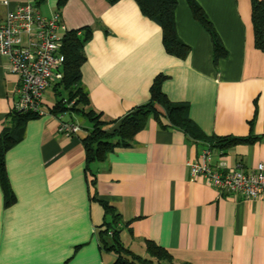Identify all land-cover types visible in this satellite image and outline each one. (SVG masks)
Returning a JSON list of instances; mask_svg holds the SVG:
<instances>
[{
	"label": "crops",
	"instance_id": "obj_1",
	"mask_svg": "<svg viewBox=\"0 0 264 264\" xmlns=\"http://www.w3.org/2000/svg\"><path fill=\"white\" fill-rule=\"evenodd\" d=\"M196 1L228 53L216 65L210 37L186 0H176L174 10L176 34L189 47L183 59L164 51L160 27L134 0H66L61 6L58 0H0V22L8 10L31 3L43 16L59 13L68 30L90 27L81 83L105 130L147 102L161 74L162 92L188 104L205 140L257 138L212 149V163L254 170L264 166V50L254 44L251 1ZM15 88L0 54V133L10 123ZM54 100L49 89L44 107ZM59 119L81 130L67 138L57 132ZM90 128L73 112L24 123L21 139L5 155L13 199L6 204L0 186V264H111L116 254L104 248L111 232L104 233L102 203L119 214V240L137 255H146L144 242L151 240L169 252V264H264V199L224 194L200 176L189 180L186 164L207 142L151 114L131 145L113 148L87 170L81 140Z\"/></svg>",
	"mask_w": 264,
	"mask_h": 264
},
{
	"label": "trees",
	"instance_id": "obj_2",
	"mask_svg": "<svg viewBox=\"0 0 264 264\" xmlns=\"http://www.w3.org/2000/svg\"><path fill=\"white\" fill-rule=\"evenodd\" d=\"M66 0H58V6ZM113 3L117 0H107ZM251 1V22L256 48L264 50V0ZM140 12L156 23L161 29V41L164 51L177 58H185L189 47L176 34L174 25V10L176 0H134ZM193 19L207 32L212 43V61L214 65L219 59L227 56V50L222 45L214 26L206 16L196 0H186ZM92 30L88 26L67 30L62 37L59 52L63 61L61 78L55 81L50 90L54 95V102L48 107L50 114L58 116L66 112L85 117L91 128L82 138L86 169L92 161H101L115 147L131 145L134 135L146 124L149 115L162 117L168 126L176 127L186 132L193 139H203L211 149L226 148L234 143H251L256 137H215L205 140L199 129L190 120L188 104L185 102H171L161 90L163 75L158 74L152 80L147 102L131 109L119 118L118 126L109 132L103 128L101 114L96 111L88 100L87 92L81 83V66L86 60L84 46L91 37ZM39 117L32 112L12 110L10 123L0 133V186L4 191L5 203H11L13 194L5 170V155L8 149L21 139L24 132V123L29 119ZM105 215L106 229L111 232V242L104 243L106 250L115 252L116 257L111 264H169L173 258L169 252L151 240H146L145 256H140L127 249L119 240L120 229L116 222L120 216L115 210L102 203ZM108 218V219H107ZM101 233L102 235L104 234Z\"/></svg>",
	"mask_w": 264,
	"mask_h": 264
},
{
	"label": "built area",
	"instance_id": "obj_3",
	"mask_svg": "<svg viewBox=\"0 0 264 264\" xmlns=\"http://www.w3.org/2000/svg\"><path fill=\"white\" fill-rule=\"evenodd\" d=\"M67 30L59 13L43 16L31 3L6 12L0 22V54L6 58L8 72L16 78L14 110L38 116L49 112L43 100L51 85L61 78L63 58L59 48ZM80 130L81 126L75 121H58L57 132L67 138ZM211 150L206 145L195 160L187 162L190 181L200 176L224 194L264 199L263 164L249 171L229 170L221 162L212 163Z\"/></svg>",
	"mask_w": 264,
	"mask_h": 264
},
{
	"label": "rangeland",
	"instance_id": "obj_4",
	"mask_svg": "<svg viewBox=\"0 0 264 264\" xmlns=\"http://www.w3.org/2000/svg\"><path fill=\"white\" fill-rule=\"evenodd\" d=\"M50 89V88H49Z\"/></svg>",
	"mask_w": 264,
	"mask_h": 264
}]
</instances>
